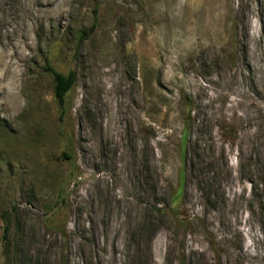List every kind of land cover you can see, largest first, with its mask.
<instances>
[{
    "label": "rangeland",
    "instance_id": "1",
    "mask_svg": "<svg viewBox=\"0 0 264 264\" xmlns=\"http://www.w3.org/2000/svg\"><path fill=\"white\" fill-rule=\"evenodd\" d=\"M6 212L0 264H264V0H0Z\"/></svg>",
    "mask_w": 264,
    "mask_h": 264
},
{
    "label": "trees",
    "instance_id": "2",
    "mask_svg": "<svg viewBox=\"0 0 264 264\" xmlns=\"http://www.w3.org/2000/svg\"><path fill=\"white\" fill-rule=\"evenodd\" d=\"M46 71L49 72L52 77H53V90H54V95L58 101V104L60 105V107L62 108V112L64 114V112H66V102H67V95L69 94V92L73 89L75 83H76V74L74 72H70L69 74H63L57 70H55L49 63V60L46 59ZM66 158H69V155L66 154L65 155ZM181 194V190L180 193L178 194V197ZM8 220V213H4L3 215L0 216V221H7ZM8 240V229L4 230V235H3V241L4 243H7ZM8 244V243H7ZM9 245V244H8ZM8 248V246H7ZM7 249H5V253L8 251H6Z\"/></svg>",
    "mask_w": 264,
    "mask_h": 264
}]
</instances>
